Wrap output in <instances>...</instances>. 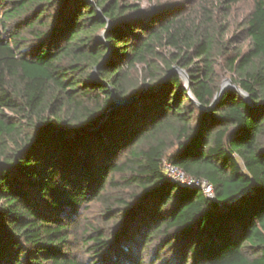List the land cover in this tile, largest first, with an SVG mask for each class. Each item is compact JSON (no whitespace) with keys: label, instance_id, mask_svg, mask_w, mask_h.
<instances>
[{"label":"trees","instance_id":"trees-1","mask_svg":"<svg viewBox=\"0 0 264 264\" xmlns=\"http://www.w3.org/2000/svg\"><path fill=\"white\" fill-rule=\"evenodd\" d=\"M176 5L0 0V264H264V0Z\"/></svg>","mask_w":264,"mask_h":264},{"label":"rangeland","instance_id":"rangeland-1","mask_svg":"<svg viewBox=\"0 0 264 264\" xmlns=\"http://www.w3.org/2000/svg\"><path fill=\"white\" fill-rule=\"evenodd\" d=\"M194 1H196V0H159V2L162 5H175V4H177L176 6L181 5L180 7H183V8H184V6H183L184 4L192 3ZM142 5H143V7H148L149 3L147 1H144L142 3ZM250 6H251V1H247V2L239 4L234 9V11L231 15V18L229 20L230 28L228 31V39H231V37H237L238 38V39H236V41L233 44V46L236 48H244L247 45V41L244 40V37L242 35H239L240 34L239 33L240 28L237 26V24L240 23L243 16L249 10ZM183 10H185V9H183ZM183 72H184V75L181 74V78H182L184 85L186 87V80H188V77H187V73L185 71H183ZM231 79H232V76L230 74L222 73L221 74L220 87H221V85L224 84L227 90H233L232 86H234V85H231V84H233ZM228 81H230L231 83H228ZM164 166H165L164 170L166 171L167 164H165ZM101 212H102L101 207L99 205L93 204V205L89 206L88 210L81 211L80 216L79 217L77 216L76 219H74V220L76 222H79V221H81V219H84L82 221V224H84V225H98V226H100L103 224ZM103 226H105V225H103ZM147 263H148V261H147Z\"/></svg>","mask_w":264,"mask_h":264},{"label":"water","instance_id":"water-1","mask_svg":"<svg viewBox=\"0 0 264 264\" xmlns=\"http://www.w3.org/2000/svg\"><path fill=\"white\" fill-rule=\"evenodd\" d=\"M108 57V55L106 56V58ZM105 58V59H106ZM180 75L183 74V71L180 70H176ZM228 83H231L230 81H228ZM233 85V84H231ZM186 88H188V80H186ZM232 89L240 96L242 97L244 100H246L249 103V98L248 96L242 92L240 89H238L235 86H232ZM227 90L225 85H221V87L219 88V91L217 93V95L215 96L212 104L210 105V107L204 109L205 111H209L212 110L213 107L216 105V103L218 102L219 98L221 97V95L223 94V92ZM143 93L140 92L139 94H134L129 98H125V99H117L115 97V95L112 93V103L108 106V108L103 112L102 116L98 119L97 121V125L94 128L98 129L99 127H101L107 120L108 118L115 112L122 110L130 105H132L133 103H135L142 95Z\"/></svg>","mask_w":264,"mask_h":264},{"label":"built area","instance_id":"built-area-1","mask_svg":"<svg viewBox=\"0 0 264 264\" xmlns=\"http://www.w3.org/2000/svg\"><path fill=\"white\" fill-rule=\"evenodd\" d=\"M165 174L172 180L179 182L181 185H184V186H197L198 185V183H196L192 179L185 177V175L182 172L176 170L175 168L169 165L166 166ZM200 188L202 189L204 195L207 198L211 199L213 197V189L211 188L210 185H208L207 183H202L200 185Z\"/></svg>","mask_w":264,"mask_h":264}]
</instances>
